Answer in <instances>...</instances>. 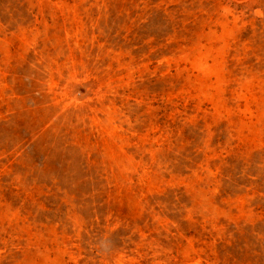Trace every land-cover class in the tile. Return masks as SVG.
Segmentation results:
<instances>
[{
  "label": "rangeland",
  "instance_id": "1",
  "mask_svg": "<svg viewBox=\"0 0 264 264\" xmlns=\"http://www.w3.org/2000/svg\"><path fill=\"white\" fill-rule=\"evenodd\" d=\"M0 264H264V0H0Z\"/></svg>",
  "mask_w": 264,
  "mask_h": 264
}]
</instances>
